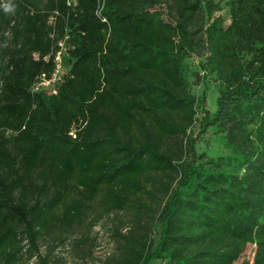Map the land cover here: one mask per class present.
<instances>
[{
	"label": "trees",
	"instance_id": "trees-1",
	"mask_svg": "<svg viewBox=\"0 0 264 264\" xmlns=\"http://www.w3.org/2000/svg\"><path fill=\"white\" fill-rule=\"evenodd\" d=\"M227 5L0 0V264H55L41 240L90 211L101 264H264V0ZM60 52L56 94L33 91ZM193 59L218 85L201 115ZM210 130L225 155L198 150Z\"/></svg>",
	"mask_w": 264,
	"mask_h": 264
},
{
	"label": "rangeland",
	"instance_id": "rangeland-1",
	"mask_svg": "<svg viewBox=\"0 0 264 264\" xmlns=\"http://www.w3.org/2000/svg\"><path fill=\"white\" fill-rule=\"evenodd\" d=\"M228 1L216 0L222 8L217 15H222L226 20V24L230 23ZM188 68L191 92L199 99L202 98L204 92L206 93V104L200 108V115L204 108L215 111L217 108L216 98L218 95V85L214 78L205 75L204 77L201 76L198 81L192 75L193 72L198 71L197 59L190 61ZM197 133L198 127L195 128V134ZM224 145V136L215 133L214 130H210L198 140L197 148L199 151H206L210 156L218 157L226 154ZM111 226L112 221L110 218L104 217L98 219L94 212L90 211L82 222L76 223L68 232L63 233L62 236L66 237L63 242L58 239L52 242L51 238L41 240V252L43 254L51 252V260L55 264H101L115 249V243L111 238ZM155 236H158V228ZM254 255L255 247L248 245L244 250L239 264H253ZM152 264H160V262L153 261Z\"/></svg>",
	"mask_w": 264,
	"mask_h": 264
},
{
	"label": "built area",
	"instance_id": "built-area-1",
	"mask_svg": "<svg viewBox=\"0 0 264 264\" xmlns=\"http://www.w3.org/2000/svg\"><path fill=\"white\" fill-rule=\"evenodd\" d=\"M56 62V70L53 76L50 79H41L38 81L32 88L33 91L39 92V91H46L50 93L56 94L57 89L56 86L61 81V70H62V58H61V52L57 54L55 58Z\"/></svg>",
	"mask_w": 264,
	"mask_h": 264
}]
</instances>
